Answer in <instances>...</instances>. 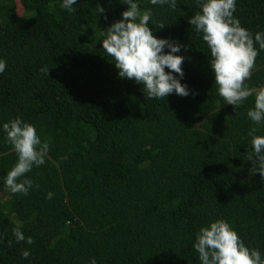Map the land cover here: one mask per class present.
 <instances>
[{"label": "trees", "instance_id": "obj_1", "mask_svg": "<svg viewBox=\"0 0 264 264\" xmlns=\"http://www.w3.org/2000/svg\"><path fill=\"white\" fill-rule=\"evenodd\" d=\"M136 2L153 12L157 38L187 45L175 54L185 58L177 78L189 95L148 98L118 76L101 41L127 10L123 0H77L72 12L63 0H0V153L12 149L3 124L18 116L50 146L26 173L28 195L0 196V264H201L196 235L217 219L264 259V180L248 159L249 129L264 135L247 116L254 96L224 105L210 50L189 24L197 0H177L175 10ZM233 15L253 36L264 32V0H236ZM245 83L264 85V67ZM17 159L0 156V192H10L5 178ZM18 224L33 244L15 241Z\"/></svg>", "mask_w": 264, "mask_h": 264}, {"label": "clouds", "instance_id": "obj_2", "mask_svg": "<svg viewBox=\"0 0 264 264\" xmlns=\"http://www.w3.org/2000/svg\"><path fill=\"white\" fill-rule=\"evenodd\" d=\"M77 0H63L62 8L74 11ZM151 5H168L172 10L177 8V0H149ZM127 10L122 18L114 21L106 29L102 39V49L112 58L120 78H127L142 85L148 98L164 99L172 93L179 96L189 95L186 85L177 77L183 78L182 64L184 57L176 55L181 47L187 45L167 38H157L149 27L153 18L151 9H141L136 0H123ZM200 11L189 18V24L197 33L202 34L210 50V67L214 73V82L218 94L224 102L238 108L249 97L254 96V107L247 110L248 118L254 125H264V88L253 89L245 81L251 79L252 70L256 67V58L264 50V32L251 33L241 26L233 13L236 11V0H197ZM104 9L98 7L97 13ZM164 28L163 22L157 23ZM259 45V48L256 45ZM168 51L165 52L164 49ZM6 61L0 59V73L6 69ZM165 69H168L166 71ZM41 71L48 75L49 69ZM175 73L176 75H173ZM6 140L17 154V162L8 171L5 185L12 194L28 195L33 188V181L25 178L33 167L45 163L49 152V142L42 141L36 127L23 121L19 116L3 124ZM257 128L249 129L253 155L250 174L259 173L264 180V135H255ZM39 187V185H35ZM53 193L48 192L46 199ZM21 225L12 229L17 243H34L32 237H26ZM11 246L12 241H8ZM194 249L199 254L201 264H264L259 250L247 247L230 223L224 219L211 221L202 226L196 235ZM21 255L30 256L25 249ZM91 264H96L95 258Z\"/></svg>", "mask_w": 264, "mask_h": 264}, {"label": "water", "instance_id": "obj_3", "mask_svg": "<svg viewBox=\"0 0 264 264\" xmlns=\"http://www.w3.org/2000/svg\"><path fill=\"white\" fill-rule=\"evenodd\" d=\"M262 67H264V64H261V65L255 67V68L252 70V73L255 72V71H257V70H259V69H261ZM260 88H264V85H262V86H258V87H253V89H260ZM224 105H228V103L226 102ZM224 105H221V106H219V107L213 109V110H212L211 112H209L206 116H204V117H203V118H202V119L196 124V128H198V129L200 128L201 124L205 121L206 117H207L210 113L217 111L218 109L222 108ZM11 151H13V150L10 149V150H7V151H5V152H1V153H0V156L5 155V154H7V153H9V152H11ZM49 158H50V160H51V161L57 166V168H58V170H59V173H60L61 181H62V184H63V187H64L63 176H62V172H61V169H60L58 163H57L56 161H54V160L52 159L51 156H49ZM66 200H68V197H67V196H66Z\"/></svg>", "mask_w": 264, "mask_h": 264}, {"label": "rangeland", "instance_id": "obj_4", "mask_svg": "<svg viewBox=\"0 0 264 264\" xmlns=\"http://www.w3.org/2000/svg\"><path fill=\"white\" fill-rule=\"evenodd\" d=\"M0 196L2 198H9V196H11V192H6V191L0 192Z\"/></svg>", "mask_w": 264, "mask_h": 264}]
</instances>
